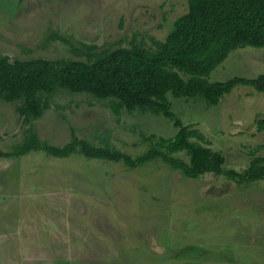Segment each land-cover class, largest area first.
I'll return each mask as SVG.
<instances>
[{"label":"rangeland","instance_id":"obj_1","mask_svg":"<svg viewBox=\"0 0 264 264\" xmlns=\"http://www.w3.org/2000/svg\"><path fill=\"white\" fill-rule=\"evenodd\" d=\"M189 0H0V56L11 61L88 60L132 41L154 48ZM90 46H95L90 49ZM264 74V47L232 51L208 79ZM43 115L26 118L22 101L0 98V150L35 131L63 146L73 136L136 158L178 132L150 110L113 112L109 99L57 89ZM171 111L243 173L264 157V92L238 85L216 105L173 97ZM165 151L166 149H161ZM170 155L190 162L185 151ZM0 264H264V179L189 177L157 157L138 167L30 151L0 157Z\"/></svg>","mask_w":264,"mask_h":264},{"label":"trees","instance_id":"obj_2","mask_svg":"<svg viewBox=\"0 0 264 264\" xmlns=\"http://www.w3.org/2000/svg\"><path fill=\"white\" fill-rule=\"evenodd\" d=\"M153 44L155 47L149 48L144 41L134 40L130 46L88 53L87 61H11L8 56H0V98L22 101L20 113L38 119L50 107L44 94L57 89L86 92L109 99L117 115L123 110H150L172 118L178 127L174 137L160 138L151 150L133 158L109 146L97 147L76 135L63 146L52 145L31 131L15 150H0V157H19L38 150L68 157L80 151L89 158L123 160L132 168L161 157L189 177L214 173L238 183L264 179V157H255L243 173L226 170L222 153L191 140L203 138L196 129L183 124L169 102L171 94L216 105L238 85L264 92V74L215 82L208 79L232 51L245 46L264 47V0H189L187 12L175 19L166 38ZM259 129H264V119L259 120ZM180 151L190 156V162L170 155Z\"/></svg>","mask_w":264,"mask_h":264}]
</instances>
